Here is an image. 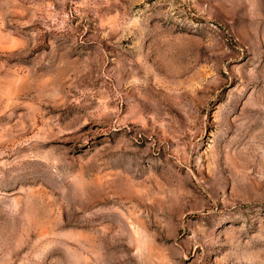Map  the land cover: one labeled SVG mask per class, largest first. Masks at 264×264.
Returning <instances> with one entry per match:
<instances>
[{"label": "rangeland", "instance_id": "374dc122", "mask_svg": "<svg viewBox=\"0 0 264 264\" xmlns=\"http://www.w3.org/2000/svg\"><path fill=\"white\" fill-rule=\"evenodd\" d=\"M0 264H264V0H0Z\"/></svg>", "mask_w": 264, "mask_h": 264}]
</instances>
